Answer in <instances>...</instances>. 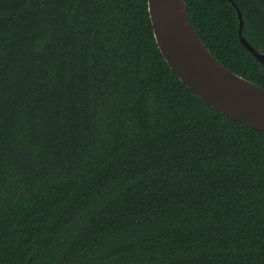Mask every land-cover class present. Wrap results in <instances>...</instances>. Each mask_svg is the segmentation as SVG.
<instances>
[{
	"label": "trees",
	"instance_id": "trees-1",
	"mask_svg": "<svg viewBox=\"0 0 264 264\" xmlns=\"http://www.w3.org/2000/svg\"><path fill=\"white\" fill-rule=\"evenodd\" d=\"M198 36L264 87L229 0ZM264 53V0H234ZM0 264H264V132L198 97L148 0H0Z\"/></svg>",
	"mask_w": 264,
	"mask_h": 264
},
{
	"label": "water",
	"instance_id": "water-1",
	"mask_svg": "<svg viewBox=\"0 0 264 264\" xmlns=\"http://www.w3.org/2000/svg\"><path fill=\"white\" fill-rule=\"evenodd\" d=\"M237 10L238 36L264 66V53L243 36L244 19ZM158 47L179 79L212 108L264 132V87L236 74L222 64L198 36L185 0H148Z\"/></svg>",
	"mask_w": 264,
	"mask_h": 264
}]
</instances>
